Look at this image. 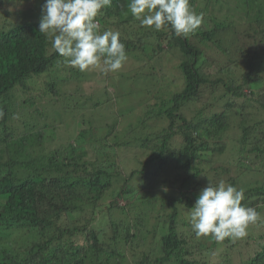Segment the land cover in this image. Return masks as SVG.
Listing matches in <instances>:
<instances>
[{
	"label": "trees",
	"instance_id": "1",
	"mask_svg": "<svg viewBox=\"0 0 264 264\" xmlns=\"http://www.w3.org/2000/svg\"><path fill=\"white\" fill-rule=\"evenodd\" d=\"M23 1L33 7L0 20V264H264V232L216 242L189 222L208 173L214 186L243 189L244 206L260 214L264 204V4L190 0L203 22L185 37L141 27L130 0H112L100 29L120 33L148 86L119 104L132 120L123 129L117 120L80 127L75 145L62 140L46 151L56 124L42 122L48 110L33 108L25 92L50 75L45 94L57 100L68 80L57 74L75 71L39 31L44 0ZM220 1L230 10L216 19ZM19 2L0 0V8ZM210 45L224 59L211 61ZM156 65L172 72L159 76ZM97 100L94 108L108 101ZM120 149L135 154L126 158L133 169L125 171ZM239 243L249 249L238 251Z\"/></svg>",
	"mask_w": 264,
	"mask_h": 264
},
{
	"label": "clouds",
	"instance_id": "2",
	"mask_svg": "<svg viewBox=\"0 0 264 264\" xmlns=\"http://www.w3.org/2000/svg\"><path fill=\"white\" fill-rule=\"evenodd\" d=\"M111 4L112 0H44L39 31L69 66L81 72H118L127 61L125 44L118 31H101L98 20ZM128 10L141 27L171 30L177 36L195 33L203 22V14L195 12L190 0H130ZM244 198L243 189L209 181L191 207L192 230L216 242L246 237L260 214L244 206Z\"/></svg>",
	"mask_w": 264,
	"mask_h": 264
},
{
	"label": "rangeland",
	"instance_id": "3",
	"mask_svg": "<svg viewBox=\"0 0 264 264\" xmlns=\"http://www.w3.org/2000/svg\"><path fill=\"white\" fill-rule=\"evenodd\" d=\"M231 1V0H229ZM259 3L264 4V0H259ZM255 6V4H253ZM31 7H33L32 2L26 3L22 0V2L17 3L14 6V3L7 7V8H0V20H3L5 16L10 12L18 13V11H24L28 10ZM219 8L221 10L217 11L214 9V7L211 9L213 16L216 17V19H223L225 17V14L228 10H230L227 6V3H223L222 1L219 2ZM261 13H258V16L264 17V10L260 11ZM201 14V13H200ZM205 14H207V11H205ZM230 14V13H229ZM262 27H264V21L261 23ZM212 46V45H210ZM206 54H208L211 61L220 62L222 59H224L223 54L218 51L216 48L212 46V48L207 49ZM173 59V58H171ZM137 61L132 58L128 57L127 61L125 62L124 66L121 70L118 72H110V73H103L99 69H93L86 72H80L77 68H73L74 73L70 71H60L58 76L68 77V80L64 84H60L59 91L61 93L59 99L56 100L55 96L51 94H45L46 88L45 83L49 82L51 80V76L47 75L44 76L36 81L35 87L29 90L28 92H25L26 96H30L34 101L33 108L37 109L38 111L47 109V117H42L43 123H48L49 125L56 124V132H54L53 137L56 139V141H53L51 143H47L46 145V151H49L57 146H59L63 141H72L74 136L77 134L78 128H88V127H97L102 126V130L104 129V125H106L108 122H111L112 120H117L118 123V130H121L124 128V125L128 122L132 121L129 117H123L122 115H119L118 108L119 104H128L132 103V90L133 89H140L141 84V91L144 90L145 87L148 86V78H145L143 80V77H138L135 73L139 70L141 64H137ZM154 63V61H153ZM219 64V63H218ZM217 64V65H218ZM68 65V64H67ZM212 69L209 68V71L216 70V65L214 64ZM69 68L71 66H68ZM209 67V66H208ZM207 67V68H208ZM132 70V73H130V70ZM156 72L159 73V76L162 75V71L168 74L170 69L168 67L162 66V65H156ZM135 74L136 76H133L132 74ZM171 75V76H170ZM167 75L169 79H177L178 76H175L174 74ZM53 76V75H52ZM105 78V81L101 82L102 79ZM264 79V74H263ZM262 86L264 87V82L262 83ZM101 87L106 88L108 94L105 96V93L100 89ZM170 89H173L171 87ZM246 90V89H245ZM129 92V93H128ZM103 100L107 99L108 101L104 104H102L99 108H94L93 105L95 102H97V99ZM148 102H153L152 94L147 96ZM155 101V100H154ZM240 101H238V104ZM118 104V105H117ZM146 104H143L145 106ZM48 106V107H47ZM69 107L72 108L73 111L70 110H62V107ZM142 105L138 108V112L135 114V110L133 112L134 116L142 114L141 111L143 110ZM47 107V108H46ZM60 107L62 109H60ZM142 109V110H141ZM19 112V111H18ZM19 112V118L20 123L27 125L29 120H27L26 117L22 116ZM52 115V117H50ZM83 121V122H82ZM150 124L154 126L155 129L157 128V125L150 120ZM41 126V125H39ZM51 130V129H49ZM51 133V131H49ZM53 132V130H52ZM76 140H73V145H75ZM230 150H232L230 148ZM229 150V151H230ZM125 151V152H123ZM120 152L122 154L121 159H125V162L123 163L125 167V171H128L129 169H133L135 164V160L133 161H127L126 158H132L135 154L131 152L130 149H120ZM228 155L225 157L227 159ZM144 158L141 156V159ZM138 159V158H137ZM224 160V159H223ZM212 174L208 173L206 175V178L199 179L201 182L199 185H202L201 188L198 190L200 191L202 188L205 187V185L211 180ZM123 200H119L118 202L121 203ZM108 200L106 201V203ZM122 202L121 204H123ZM247 232L249 235H257L261 232H264V204L260 207V219L257 223L249 225ZM242 241V239H241ZM240 241V242H241ZM238 244L237 248L238 251L242 250H248V247H245L246 245ZM236 245H230L229 250L234 251ZM223 246L221 247V252L223 251ZM221 264V263H220Z\"/></svg>",
	"mask_w": 264,
	"mask_h": 264
}]
</instances>
